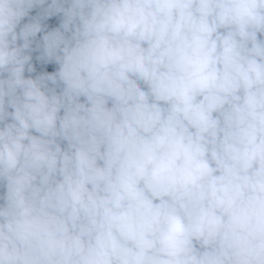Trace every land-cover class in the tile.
I'll use <instances>...</instances> for the list:
<instances>
[{"label":"clouds","instance_id":"9594fccd","mask_svg":"<svg viewBox=\"0 0 264 264\" xmlns=\"http://www.w3.org/2000/svg\"><path fill=\"white\" fill-rule=\"evenodd\" d=\"M0 264H264V0H0Z\"/></svg>","mask_w":264,"mask_h":264}]
</instances>
